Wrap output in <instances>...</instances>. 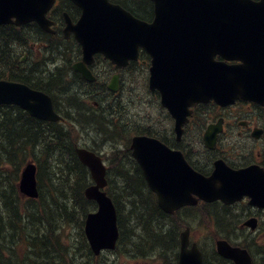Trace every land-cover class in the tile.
<instances>
[{
    "label": "water",
    "instance_id": "water-1",
    "mask_svg": "<svg viewBox=\"0 0 264 264\" xmlns=\"http://www.w3.org/2000/svg\"><path fill=\"white\" fill-rule=\"evenodd\" d=\"M52 1L0 0V25L20 26L37 21L47 31L45 14ZM71 1L81 9V17L76 24L65 18L64 32L74 33L75 40L82 46L83 63H91L96 52L104 54L119 68L136 58L137 48H143L152 58V77L164 79L169 84L161 90L163 104L176 119L182 116L179 107L191 106L197 100L187 98L190 102L183 103L182 93L187 96L185 92L192 91L195 84L201 85L197 81L186 85L183 75L189 69L207 73L210 80L202 83L210 86V91L214 87L219 91L206 94H212L220 105L237 98L264 103V0H150L154 4V19L150 25L108 0ZM215 54L233 56L243 64L235 69L214 62L211 69L200 66L207 63V56ZM82 66L75 65V69L81 73ZM191 93L199 98L197 91L190 92V97ZM4 104L18 105L39 120L57 119L45 95L16 83L0 82V105ZM180 124L181 121L178 129ZM131 146L132 156L138 160L149 188L157 195L159 207L166 213L171 214L184 205H194L193 195L205 202L221 200L225 204L246 195L251 199L250 205L264 209V174L260 172L238 173L217 166L211 178L205 179L193 173L181 155L165 154L153 140L134 138ZM77 155L96 183L84 191L86 198L98 206L96 213L87 215L84 230L90 251L99 255L104 249H115L117 216L111 200L100 192L106 186L101 160L84 150H77ZM158 155L167 157L156 158ZM34 172L30 164L21 173L19 189L26 197L37 195ZM247 225L255 227L250 222ZM180 237L178 264H203L198 248L195 245L188 248V229ZM216 247L220 257L234 264H251L245 249L230 247L224 241L216 242Z\"/></svg>",
    "mask_w": 264,
    "mask_h": 264
},
{
    "label": "trees",
    "instance_id": "trees-1",
    "mask_svg": "<svg viewBox=\"0 0 264 264\" xmlns=\"http://www.w3.org/2000/svg\"><path fill=\"white\" fill-rule=\"evenodd\" d=\"M110 1L139 19H152V4L147 0ZM66 9L69 14L74 11V15L77 11L71 5H67ZM61 10L59 7L54 12L55 20L61 17ZM14 33L13 28L0 27L1 69L5 49L6 56L10 54L7 61L12 63V56L25 47V36L16 38ZM20 40L23 41L21 46H13ZM59 46L55 51L57 56L64 52L75 58V49L66 44L62 48V43ZM66 58L59 60L66 61ZM14 72L12 75L16 76L13 77L23 79L17 69ZM45 75V79L36 78L37 81L32 82L44 90L58 93L60 99L63 97L66 105L61 104L60 100L56 104L59 114L79 126L92 128L98 137L101 134L104 137L103 144L100 143L103 147L114 146L109 159L106 193L116 205L118 216L120 234L115 255L117 252L126 262L176 264L180 232L185 225L191 224V220L203 217L214 224L210 234L212 238L223 237L235 245L246 247L253 257L261 258L260 264H264V247L255 246L244 230L237 229L238 216L228 208L212 204L184 209L172 216L164 214L158 208L154 194L147 188L140 169L130 157L127 142L123 149H118V143L136 128L126 123L128 115L125 110L119 113L117 105L109 104L111 100L105 102L103 97L99 100L97 96L102 95L100 89L96 93L89 91L91 94L84 91L93 85L76 74L58 70L57 73ZM58 78L65 81L61 89L60 85L52 87L50 84ZM85 100L98 102L99 109L89 108ZM108 105L112 108L106 116L102 107ZM75 137L65 124L38 122L17 107H0V264H99L98 259L90 253L82 230L84 216L95 206L83 195L90 184L87 179L89 173L75 156ZM30 159L37 163L40 196L37 200H23L18 196L16 186L21 168ZM69 237L70 241L67 240ZM64 239L69 244L64 243ZM203 253L205 264H231L220 259L213 249L207 251L204 248Z\"/></svg>",
    "mask_w": 264,
    "mask_h": 264
},
{
    "label": "flooded vegetation",
    "instance_id": "flooded-vegetation-1",
    "mask_svg": "<svg viewBox=\"0 0 264 264\" xmlns=\"http://www.w3.org/2000/svg\"><path fill=\"white\" fill-rule=\"evenodd\" d=\"M49 51L53 53L54 44L49 43ZM28 62L20 66H26ZM50 69H54L55 64L49 65ZM13 69V68H12ZM36 69L26 72L25 76L33 80V73ZM20 74V73H19ZM45 75V74H44ZM46 76V75H45ZM51 84H55L51 82ZM247 110L236 109L234 107L227 108L222 112L217 107H205L199 112L198 118L201 120L199 143L203 148V158L194 149H191L193 155L192 162L196 166H201L205 173L212 170V165L217 159H222L227 165L235 168L246 167L252 164H258L264 169V106L259 108L254 105H246ZM218 119H223V132L218 135L215 148L211 151L207 150L203 143L206 123H215ZM259 130L260 139L256 141L252 139L253 133ZM188 141V143H187ZM173 142V137L168 139V143ZM187 146L190 145L189 138L186 136ZM195 145V144H194ZM256 216L264 218V212L256 210Z\"/></svg>",
    "mask_w": 264,
    "mask_h": 264
},
{
    "label": "rangeland",
    "instance_id": "rangeland-1",
    "mask_svg": "<svg viewBox=\"0 0 264 264\" xmlns=\"http://www.w3.org/2000/svg\"><path fill=\"white\" fill-rule=\"evenodd\" d=\"M23 43V41L22 40H20V41H18V42H15V45H13V46H15V47H19V46H21V44ZM53 44H55V42L53 43ZM49 52V51H48ZM48 52H46V54H45V56H46V58L49 60V59H51L52 61H56V60H58V58H60V59H62L63 57H68L69 56V54H63V53H61L60 55H58V56H56L55 54H52V55H54V57H56L55 58V60H53V58L54 57H50V58H48ZM51 60H49L48 62H46V65H43V63H42V66H39V67H37V68H39L40 70H42L41 72H40V70H38L37 69V71H35L34 73H33V80H36L37 81V79L38 78H40L41 76H43L45 73H49V69H50V67H49V65L51 64V63H49V62H52ZM16 69V68H15ZM2 69L0 68V71H1ZM17 71H19V69H17ZM50 76H52V73L50 74ZM37 78V79H36ZM84 91H86L87 93H90V92H92V93H96L95 91H93L92 89H86L85 88V90ZM90 91V92H89ZM63 100V97L60 99V102H61V104L63 103V105H66V103L65 102H63L62 101ZM120 101H118V102H116V104H118ZM113 103H110V105H112ZM103 108V110H104V113L106 112V114H109V110L112 108V107H110L109 105L108 106H103L102 107ZM107 109V110H106ZM149 109V110H148ZM132 111H133V113L131 112V111H128L127 113H130V114H134L135 115V117L137 118V120L139 121V122H141V123H145V122H143L144 121V119L142 118V116L143 117H148V118H150V117H152L151 116V114H150V111L152 112V114H153V117L155 118V119H152V120H154V121H156V119H158L159 118V116H158V114H157V112H156V110L154 111L153 109H152V107H149V108H146L145 109V111L143 112L141 109H138V108H133L132 109ZM133 118L132 117H130V120L129 121H127L126 123H128V124H130V123H133V121H131ZM97 126H98V124H97ZM91 131V132H90ZM95 130H93L92 128H90V127H87L86 128V133H87V140L89 141V138L90 137H95L94 135H95V132H94ZM93 132V133H92ZM103 136L102 135H99V139L101 140V141H103ZM86 140V141H87ZM104 142V141H103ZM108 146H112V144L111 145H108ZM198 227H201V225H198ZM208 231H201V230H198V229H196V231H194L193 230V234L191 235V237H193V239L195 240V242H198V243H200V244H202L203 245V243H201L202 241H204L205 239H207L208 238ZM210 237V236H209ZM207 244V246L205 245V248H207V251H209V248L211 247H209V243L207 242L206 243ZM211 249V248H210ZM107 253H104L103 255H102V257H100L99 259H98V262L97 263H99V264H103L104 262H107V264H119L118 262H119V255L118 254H116V255H114V254H112V253H109L108 255H106ZM261 258L260 257H258V258H256V262H257V264H260L261 263ZM140 263V262H139ZM140 264H143L142 262L140 263Z\"/></svg>",
    "mask_w": 264,
    "mask_h": 264
},
{
    "label": "bare ground",
    "instance_id": "bare-ground-1",
    "mask_svg": "<svg viewBox=\"0 0 264 264\" xmlns=\"http://www.w3.org/2000/svg\"><path fill=\"white\" fill-rule=\"evenodd\" d=\"M58 44H54V51H53V53L52 52H50V55H52V54H55L56 55V53H55V51H58V48L60 47L59 45V47L57 46ZM9 53H10V51H9ZM19 53L20 52H18V53H15L12 57H13V62L12 63H9L7 60L10 58L9 56H10V54L8 55V57L6 56V49L4 50V52H3V54H2V56H3V60H4V63H3V65H2V69H3V71L4 72H7V71H12V68L14 69V68H16V69H19V73H20V75L23 77V79L22 80H24L27 76H25V74H26V72H28V71H30L32 68H21V67H19L18 66V60H19ZM57 56V55H56ZM49 63H51V62H49ZM40 78H43V79H45L46 78V76L45 75H43V76H41ZM54 83L56 84V85H60V88L59 89H61L62 87H63V83H65V81L64 80H61V79H59L58 78V80H55L54 81ZM51 84V83H50ZM55 84H54V86H55ZM53 86V84H52V87H54ZM114 101V100H113ZM102 103H103V101H102ZM105 104V103H104ZM110 104V103H109ZM107 110V109H106ZM109 112V111H108ZM106 113V112H105ZM106 116H108V114H106ZM104 118V117H103ZM107 119H109V118H107ZM102 121V120H101ZM105 124V123H104ZM111 124V123H110ZM106 125H107V123H106ZM109 125V124H108ZM99 126V125H98ZM97 127V126H96ZM103 127V126H102ZM110 127V126H109ZM97 131V130H96ZM91 132V131H90ZM95 132V131H94ZM50 133H53V132H50ZM93 133V132H92ZM99 133H100V131H99ZM96 134V133H95ZM98 134V133H97ZM99 135H101V134H99ZM98 137V136H97ZM49 138H51V137H49ZM52 139V138H51ZM55 139V138H54ZM57 140V139H56ZM17 162V161H16ZM57 164V163H56ZM59 175V174H58ZM65 176V175H64ZM85 177V176H84ZM55 178V177H54ZM87 179H89V178H87ZM53 180V179H52ZM56 182H59V181H56ZM59 184V183H58ZM42 185H44V184H42ZM62 185V184H61ZM69 193V192H68ZM13 194V193H12ZM59 197V196H58ZM70 198V197H69ZM66 200V199H65ZM70 201V200H69ZM68 202V201H67ZM51 205V204H50ZM51 207V206H50ZM75 207V206H74ZM70 208V207H69ZM76 208V207H75ZM60 209V208H59ZM56 210V209H55ZM76 210V209H75ZM53 211V210H52ZM38 214V213H37ZM58 217V216H57ZM55 218V217H54ZM30 219H31V217H30ZM29 219V220H30ZM34 222V221H33ZM42 222H44V221H42ZM52 222V221H51ZM35 223H36V221H35ZM57 223V222H56ZM64 223V222H63ZM38 224V223H37ZM45 224V223H44ZM43 224V225H44ZM59 224V223H58ZM57 224V225H58ZM47 226V225H46ZM59 227V226H58ZM40 228V227H39ZM70 229V228H69ZM76 229V228H75ZM10 230V229H9ZM74 230V229H73ZM58 231V230H57ZM70 231H71V229H70ZM11 232V231H10ZM66 232H67V229H66ZM65 232V233H66ZM76 232V231H75ZM79 232V231H78ZM6 233V232H5ZM73 233V232H72ZM69 235V234H68ZM75 235V234H74ZM36 236V235H35ZM73 237V236H72ZM66 238H68V237H66ZM70 238V237H69ZM76 238V237H75ZM77 239H79V238H77ZM68 240V239H67ZM75 241V240H74ZM82 242V241H81ZM142 242V241H141ZM109 253H107L106 255H108ZM48 257V256H47ZM43 258V257H42ZM45 258V257H44ZM47 259V258H46ZM49 259V258H48ZM36 261V260H35ZM86 261V260H85ZM83 264V263H82ZM91 264V263H90Z\"/></svg>",
    "mask_w": 264,
    "mask_h": 264
}]
</instances>
